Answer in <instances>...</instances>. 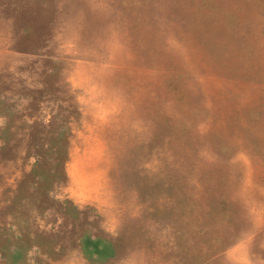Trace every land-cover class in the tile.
<instances>
[{"label": "rangeland", "instance_id": "rangeland-1", "mask_svg": "<svg viewBox=\"0 0 264 264\" xmlns=\"http://www.w3.org/2000/svg\"><path fill=\"white\" fill-rule=\"evenodd\" d=\"M0 264H264V0H0Z\"/></svg>", "mask_w": 264, "mask_h": 264}]
</instances>
